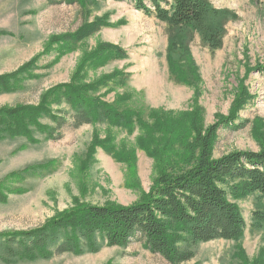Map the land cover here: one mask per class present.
<instances>
[{
  "label": "rangeland",
  "instance_id": "rangeland-1",
  "mask_svg": "<svg viewBox=\"0 0 264 264\" xmlns=\"http://www.w3.org/2000/svg\"><path fill=\"white\" fill-rule=\"evenodd\" d=\"M210 4L236 16L224 26L221 47L212 50L195 35L189 59L180 58L177 49L172 58L178 61L170 66L168 26L128 0L83 6L0 0V76L15 75L10 82L15 89L0 91V109L37 106L42 95L74 85L134 116L130 128L77 126L62 100L49 108L57 121L40 119L51 129L50 138L51 132H35L33 141H0V232L34 229L83 205H132L149 192L164 157L187 165V146L199 133L205 140L214 131L211 159L262 148L264 72L257 67H264V0ZM65 36L76 40L51 42ZM100 47L107 51L95 56ZM111 47L122 56L109 52ZM230 115L233 126L221 124ZM228 199L245 222L241 239L200 244L183 264H264V225L255 227L253 220L264 200L255 194ZM0 264L169 263L137 237L127 248L103 245L95 253L53 252L49 258Z\"/></svg>",
  "mask_w": 264,
  "mask_h": 264
},
{
  "label": "trees",
  "instance_id": "trees-1",
  "mask_svg": "<svg viewBox=\"0 0 264 264\" xmlns=\"http://www.w3.org/2000/svg\"><path fill=\"white\" fill-rule=\"evenodd\" d=\"M59 1L83 6L95 4L97 0ZM128 1L137 11L168 26L170 66L178 61L172 58L177 49L180 58L189 59L188 44L195 35L210 49H219L224 26L236 18L233 12L212 7L210 0H148L149 7L144 0ZM62 38L52 37L51 42L58 44L62 40L66 44L76 40ZM103 50L107 51L100 47L94 55L100 56ZM108 51L122 56L116 47ZM189 69L193 70V67ZM257 69L264 72L262 66ZM14 81L15 75L0 76V91L14 90L15 85L10 84ZM62 100L73 110L77 126L106 123L130 128L132 125V114L90 97L86 88L66 85L42 95L37 106L1 108L0 141L5 138L31 139L35 132L48 134L51 129L40 119L48 117L57 121L49 108ZM234 119L235 115H230L220 122L233 126ZM138 123L140 126L141 120ZM212 134L205 140L200 133L195 136L197 139L194 137L193 144L187 146L191 149V160L184 168L173 162L170 156L164 157L151 189L132 205H83L34 229L0 232V260L15 263L38 257L49 258L53 252L95 253L103 245L127 248L139 237L150 253L160 255L169 264H183L194 258L195 248L200 244L240 240L245 222L228 196L240 198L255 194L264 200V145L258 152L234 151L211 159ZM51 136L52 132L48 138ZM253 220L254 226L261 228L264 210L255 211Z\"/></svg>",
  "mask_w": 264,
  "mask_h": 264
}]
</instances>
